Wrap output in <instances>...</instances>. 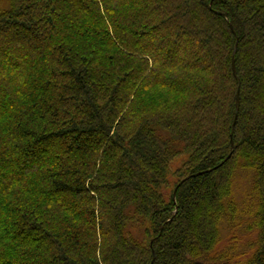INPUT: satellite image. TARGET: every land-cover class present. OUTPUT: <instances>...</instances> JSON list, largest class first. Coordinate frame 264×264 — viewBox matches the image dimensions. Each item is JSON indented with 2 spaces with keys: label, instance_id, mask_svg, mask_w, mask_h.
Segmentation results:
<instances>
[{
  "label": "trees",
  "instance_id": "obj_1",
  "mask_svg": "<svg viewBox=\"0 0 264 264\" xmlns=\"http://www.w3.org/2000/svg\"><path fill=\"white\" fill-rule=\"evenodd\" d=\"M0 264H264V0H0Z\"/></svg>",
  "mask_w": 264,
  "mask_h": 264
},
{
  "label": "water",
  "instance_id": "obj_2",
  "mask_svg": "<svg viewBox=\"0 0 264 264\" xmlns=\"http://www.w3.org/2000/svg\"><path fill=\"white\" fill-rule=\"evenodd\" d=\"M237 49H238V43H236V45H235L234 56H235V54H236V52H237ZM233 65H234V73H235V75L238 77L237 71H236V69H235V59H234V58H233ZM240 103H241V99H240V90L238 89L237 97H236V114H235V119H234V122H233V125H232V129H233V130H234V128H235L236 121H237V118H238V112H239V109H240ZM235 147H236V145H235L234 140H233V138H232V152L226 157V160H228V159L231 158L232 153H233ZM209 171H211V169H210ZM202 173H203V172H199V173H197V174H195V175H200V174H202ZM190 177H191V175L188 176V177H186L185 179H183V180L179 183V185H178V186L176 187V189H175V194L177 193V190H178L179 186H180L185 180L189 179Z\"/></svg>",
  "mask_w": 264,
  "mask_h": 264
},
{
  "label": "rangeland",
  "instance_id": "obj_3",
  "mask_svg": "<svg viewBox=\"0 0 264 264\" xmlns=\"http://www.w3.org/2000/svg\"><path fill=\"white\" fill-rule=\"evenodd\" d=\"M179 161H175L173 164H172V169H175V167H177L179 165Z\"/></svg>",
  "mask_w": 264,
  "mask_h": 264
}]
</instances>
